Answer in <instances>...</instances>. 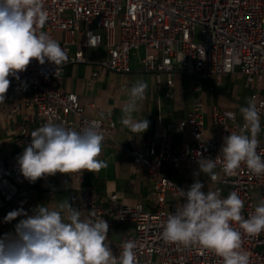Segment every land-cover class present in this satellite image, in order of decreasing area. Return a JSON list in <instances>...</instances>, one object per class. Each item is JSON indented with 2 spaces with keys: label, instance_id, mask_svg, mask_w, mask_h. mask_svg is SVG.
I'll return each mask as SVG.
<instances>
[{
  "label": "built area",
  "instance_id": "obj_1",
  "mask_svg": "<svg viewBox=\"0 0 264 264\" xmlns=\"http://www.w3.org/2000/svg\"><path fill=\"white\" fill-rule=\"evenodd\" d=\"M48 19L43 30L57 40L69 56L66 64L56 66L33 60L19 79L9 77L11 83L4 104H0V121L15 131V141L27 146L31 132L48 121L66 128L81 130L92 121H98L104 141L116 145V124L113 111H104L105 119L88 117L76 93L64 91L59 80L69 64L85 63L83 48L106 47V58L99 64L102 70L116 74L131 72L130 59L134 51L143 49L139 58L144 72L164 74L171 96L173 73L222 85L225 78H238L248 90V101L254 99L261 119L257 152L264 159V0H44ZM72 47H75L72 52ZM93 72L92 76H97ZM187 114L165 123L156 116L153 132L141 146L121 147L131 158L135 168H143L151 184L146 200L127 204L115 192L107 194L105 207L96 186L86 183L87 170L71 173L78 202L76 209L84 218L94 212L107 221V243L117 256L122 244L135 241L136 264H221L214 252L198 245L185 247L166 242L162 225L167 217L185 202L178 189L185 191L197 178L184 187L165 174L166 168L178 170L186 161L197 164L201 158L217 160V179L208 175L198 178L203 191L220 189L221 198L236 191L244 201L242 214L254 211L259 199L264 198V174L254 175L245 165L236 174L227 176L222 171L223 137L239 132L244 121L234 108L217 104L206 106L201 98V85ZM247 106V105H246ZM227 113H233L229 118ZM19 118V120H17ZM217 130L216 138L206 136V119ZM175 134H188L191 142L182 141L173 146ZM5 160L0 156V235L14 230L22 217L5 223L9 211L23 207L29 215L41 205L31 199L26 186L21 184L19 166L7 175ZM131 222L134 226L117 233L115 222ZM242 232V247L249 255L250 264H264V232L249 236ZM119 235L117 240L111 234Z\"/></svg>",
  "mask_w": 264,
  "mask_h": 264
},
{
  "label": "clouds",
  "instance_id": "obj_2",
  "mask_svg": "<svg viewBox=\"0 0 264 264\" xmlns=\"http://www.w3.org/2000/svg\"><path fill=\"white\" fill-rule=\"evenodd\" d=\"M48 16L44 0H0V104L10 87L9 77L19 79L35 60L49 62L56 70L69 56L61 44L43 30ZM147 82L136 80L128 89L121 108V124L132 133L148 130L150 121L137 118L140 102L145 100ZM243 125L239 132L223 137L222 171L236 174L245 165L256 176L264 174V159L258 154L261 119L254 99L240 108ZM233 118V113H227ZM105 137L98 121L77 131L48 121L31 132V141L17 157L19 171L29 183L57 173L99 172L107 163L98 159ZM194 183L185 191V200L162 225V238L185 247L198 245L221 258V264H250L249 253L242 247V232L258 236L264 232V198L259 199L247 218L242 214L244 201L236 191L221 198L220 189L203 191L201 173L217 179V160L201 158ZM22 217L14 232L0 235V264H136L135 241L122 244L119 256L107 243L109 224L94 212L82 218L81 211L68 199L54 208L37 205L32 214L23 208L9 211L8 223Z\"/></svg>",
  "mask_w": 264,
  "mask_h": 264
},
{
  "label": "crops",
  "instance_id": "obj_3",
  "mask_svg": "<svg viewBox=\"0 0 264 264\" xmlns=\"http://www.w3.org/2000/svg\"><path fill=\"white\" fill-rule=\"evenodd\" d=\"M74 49L75 47H72L71 51L73 52ZM83 53L86 62L69 64L59 80V85L64 91L78 95L81 104L84 106L85 115L88 117L104 120V111L112 110L113 120L116 124L115 138L117 143L128 149H134L144 143L145 139L153 132L156 116H161L165 123L183 118L198 96L196 87L204 82L211 83L210 81L201 80L199 76L191 77L182 74L180 71H175L173 73L174 87L171 89V96L168 97L165 95L168 90L165 85V75L161 74L159 77L155 73L143 71L142 65L139 63V58L143 55L142 48L132 53L130 59L132 70L127 74H116L102 70L99 63L106 58V47L103 45L97 48L84 47ZM93 72H98V75L92 76ZM138 79L148 84L147 98L140 102V110L134 113L137 118L150 121L148 130L141 134L132 133L120 122L121 108L123 102L127 99L128 89ZM234 79L237 80L238 78L234 77L232 80ZM228 80L230 78H225L222 84ZM210 86L213 87L212 83ZM211 87L207 89L208 93L205 94L204 87L201 86V98L207 107L211 104H217L224 108H234L241 116L240 109H237L235 101L231 96L224 93V89L219 91ZM205 97L206 99H204ZM206 136L208 138L217 137V130L211 128L208 118L206 119ZM182 141L190 143L191 137L188 134H175L173 146L176 147ZM119 145L103 142L102 152L98 159L105 161L107 167L99 172L88 173L86 183L97 187L105 207L107 206L106 196L111 192L117 193L120 200L127 204L142 203L148 207L151 206L150 201L146 200V196L150 193L151 184L147 179L145 170L135 168L131 163V158ZM24 148L25 146L16 143L14 129L8 127L1 119L0 156L5 160V174L8 175L11 168L18 165L17 157L23 152ZM183 163L188 162L183 161L181 164ZM180 168L181 165L175 171H179ZM169 169L172 168H166L165 174L176 183L182 186L185 185L184 187L189 186V181L192 178H197L190 174L187 180L184 178V173L180 172L176 175H169ZM201 177H206V174H201L198 178ZM20 182L22 185L26 182L22 174ZM73 185L74 180L71 173H57L55 176L42 178L26 187L31 199L43 206L54 208L58 202L68 199L69 203L75 208L78 198ZM12 232L14 230L7 233ZM3 234L5 233L1 235ZM115 235L117 240L119 235L114 233Z\"/></svg>",
  "mask_w": 264,
  "mask_h": 264
},
{
  "label": "rangeland",
  "instance_id": "obj_4",
  "mask_svg": "<svg viewBox=\"0 0 264 264\" xmlns=\"http://www.w3.org/2000/svg\"><path fill=\"white\" fill-rule=\"evenodd\" d=\"M159 76L161 74H156V76ZM233 78H230V80H228L227 82L225 81L224 84H222L221 86H213L211 87V83H199L201 86L204 87V92L205 94H207L208 92V88H215L216 90H223L225 94H228L229 96H231V98L233 99V101H235V105L237 107V109L239 110L242 106H246L247 105V102H248V90L244 89L243 88V85H242V81L241 80H232ZM210 84V85H209ZM227 97V95H225ZM221 98V97H220ZM206 99V97L204 98ZM242 117V115H241ZM243 119V117H242ZM184 173V178L188 180V177L190 176V174L192 176H194V173L198 172V165H190L188 163H183L181 164V168L179 171H175V170H172V169H169L168 170V174L169 175H176L177 173ZM203 174V173H201ZM200 174V175H201ZM185 186V185H184ZM134 226L133 223L131 222H115L114 223V230L119 234L121 232H126L128 229H131L132 227ZM117 234V235H118ZM112 236V239L116 240V235L114 236V233L111 234Z\"/></svg>",
  "mask_w": 264,
  "mask_h": 264
}]
</instances>
